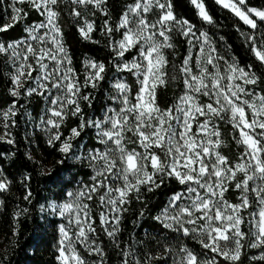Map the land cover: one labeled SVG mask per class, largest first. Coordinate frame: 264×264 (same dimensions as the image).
I'll use <instances>...</instances> for the list:
<instances>
[{"label":"snow or ice","instance_id":"1","mask_svg":"<svg viewBox=\"0 0 264 264\" xmlns=\"http://www.w3.org/2000/svg\"><path fill=\"white\" fill-rule=\"evenodd\" d=\"M190 3L203 21L215 23L204 0ZM215 3L251 29L236 30L254 63L242 66L236 57L222 55L209 32L177 15L173 0H130L115 24L109 0H11L12 15L0 23V34L27 20L22 5L41 19L24 26L20 38L0 39V65L9 68L8 94L14 98L0 107V143L16 146L12 130L24 115L33 134L43 133L48 147L61 154L58 163L71 160L84 170L61 180L60 191L41 207L58 233V264H108L101 232L120 264H264V72L258 74L255 63L264 66V8L250 7L248 0ZM97 14L104 17L100 34L112 58L107 63L85 58L78 70L65 41L64 18H71L83 40L99 44L92 36ZM177 37L186 44L182 59ZM109 65L127 75L107 84L102 113L88 116L85 108L106 83ZM169 89H175L170 101L162 100ZM33 97L44 105L36 116L26 108ZM70 118L77 124L65 135ZM88 129L92 134L85 142ZM230 144L234 148L226 152ZM25 159L40 175L51 174L32 152ZM31 179L21 169L29 204ZM11 185L0 169V193ZM165 186L170 194L151 217L156 234L146 230L147 239L122 240L132 205H143L133 221L140 227L145 197ZM17 234L18 229L12 233ZM0 264H7L6 254Z\"/></svg>","mask_w":264,"mask_h":264},{"label":"trees","instance_id":"2","mask_svg":"<svg viewBox=\"0 0 264 264\" xmlns=\"http://www.w3.org/2000/svg\"><path fill=\"white\" fill-rule=\"evenodd\" d=\"M130 0H109V11L111 12L112 23L115 24L121 14L122 8ZM205 6L209 14L213 17L215 23L207 24L197 15V9L190 3V0H173L174 11L181 18L188 19L195 24L200 30L207 31L214 38L217 47L222 55L236 57L241 65L254 63V57L245 43L243 37L237 32L239 27L244 32H250L251 29L244 25L231 11L222 8L215 3V0H204ZM11 0H3L0 3V23H6L12 15V9L9 6ZM21 6V5H18ZM248 6L254 8H264V0H248ZM28 12V18L22 24H17L15 28L10 29L4 34H0V39L11 40L20 38L25 35L22 31L23 27L29 23H37L41 17L38 13L31 9L28 5H22ZM65 41L69 50L73 54L74 65L78 70H82V60L88 57L108 62L112 58V54L107 48V40L100 34V25L104 17L97 14L95 17L97 22V30L92 33L94 39L100 41L99 44H92L83 40L75 26L71 23L70 17H65ZM264 30V22L260 25ZM119 38V33L115 34ZM178 42V59H182L186 54V44L177 37ZM132 53L126 54L130 58ZM258 67V74L264 72V66H259V62H255ZM9 68L0 65V107H7L14 99L8 94V88L11 87L8 78ZM117 75H127L116 73L109 65V71L106 74V83H102L100 89L95 92L96 100L91 108H85L88 116L96 117L102 113V105L106 103L108 95L107 84ZM130 80L132 77H128ZM169 89L167 95L162 97L164 101H170L172 91ZM43 101L39 97H33L30 103L26 104V108L33 116H36L43 108ZM23 112V110H22ZM77 120L70 118L66 125L62 128L65 135H68L71 127L76 126ZM16 138V146L0 143V169L12 179L11 190L9 192L0 193V199L4 201V205L0 207V256L7 255V264H58L56 260V245L58 233L52 226V217L45 219L46 213L41 212L42 205H46L49 200L60 191L61 180H69L71 177H80L84 171L81 166L74 161L65 160L64 164L58 163L61 154L55 149L48 147L46 143L47 137L43 133L36 132L24 115L17 116V126L12 130ZM92 130L88 129L83 134L85 142H90ZM28 137V139H25ZM80 143V141H76ZM234 145L230 144V151ZM32 152L34 156L43 160L45 170L51 169V174L42 176L39 169L25 159L26 152ZM16 155L13 156L12 153ZM21 169L25 174L30 173L32 179L30 188L34 199L29 204L23 199L24 187L20 183ZM86 179V177H84ZM171 188L165 186L155 193H148L147 214L137 227L133 221L136 219V213L143 205L134 203L132 209L127 214L126 221L123 225L121 234L122 240L129 238H144V232L151 231L156 234L155 228L158 227L152 216L158 214L160 207L167 200ZM232 196L230 192L228 194ZM27 208L28 212L16 218L15 214L21 209ZM18 229V234L13 236L14 230ZM100 238L104 242V246L108 253L106 257L108 264H120L119 254L114 250L111 241L101 232ZM190 247L196 251H200V247L195 241H186ZM6 250V251H5ZM256 251V250H252ZM251 254V252H250ZM91 261L95 259L88 257Z\"/></svg>","mask_w":264,"mask_h":264},{"label":"rangeland","instance_id":"3","mask_svg":"<svg viewBox=\"0 0 264 264\" xmlns=\"http://www.w3.org/2000/svg\"><path fill=\"white\" fill-rule=\"evenodd\" d=\"M86 255V254H85Z\"/></svg>","mask_w":264,"mask_h":264}]
</instances>
